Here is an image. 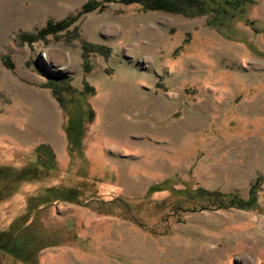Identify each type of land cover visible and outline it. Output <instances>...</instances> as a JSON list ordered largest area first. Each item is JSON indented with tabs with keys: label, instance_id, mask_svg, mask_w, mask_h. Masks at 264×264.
I'll list each match as a JSON object with an SVG mask.
<instances>
[{
	"label": "rangeland",
	"instance_id": "rangeland-1",
	"mask_svg": "<svg viewBox=\"0 0 264 264\" xmlns=\"http://www.w3.org/2000/svg\"><path fill=\"white\" fill-rule=\"evenodd\" d=\"M87 1L0 0L7 262L264 264V0L235 18ZM198 189L243 205L200 209Z\"/></svg>",
	"mask_w": 264,
	"mask_h": 264
},
{
	"label": "trees",
	"instance_id": "trees-1",
	"mask_svg": "<svg viewBox=\"0 0 264 264\" xmlns=\"http://www.w3.org/2000/svg\"><path fill=\"white\" fill-rule=\"evenodd\" d=\"M115 2L117 0H88L82 7L78 14L91 12L96 9H103L106 2ZM119 2L131 5L137 4L142 10L145 11H165L168 13L174 14H205L204 10L209 6V10H212L211 13L217 12L218 10L214 7L215 4L222 5V13H231L233 18L237 15L243 14L244 8L248 4L255 3L256 0H118ZM228 5V6H227ZM225 6V7H224ZM232 8V10H231ZM217 10V11H216ZM218 13V12H217ZM69 19L66 18L61 21L49 20L46 28L41 31V36H44V33H56L60 29H63L69 24ZM48 86L52 88L56 96L59 95L60 90L65 88L64 83L59 82L56 79H51L48 83ZM36 173V172H35ZM151 189V187H150ZM187 198L190 201L200 204V209H216V208H228L230 206L241 207L243 201L239 200L236 196L230 194H222L220 192H210L204 189H198L197 191L188 192ZM192 210H197V207H194ZM5 233V232H2Z\"/></svg>",
	"mask_w": 264,
	"mask_h": 264
},
{
	"label": "flooded vegetation",
	"instance_id": "flooded-vegetation-1",
	"mask_svg": "<svg viewBox=\"0 0 264 264\" xmlns=\"http://www.w3.org/2000/svg\"><path fill=\"white\" fill-rule=\"evenodd\" d=\"M14 239L12 238L9 242H7L6 240L3 242L2 241V237L0 236V264H9L7 261V254H11L13 256V253H15L16 251V246L14 243Z\"/></svg>",
	"mask_w": 264,
	"mask_h": 264
}]
</instances>
